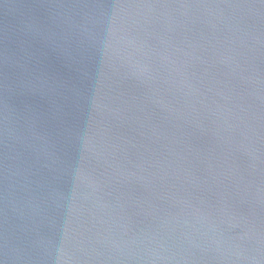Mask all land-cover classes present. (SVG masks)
Listing matches in <instances>:
<instances>
[{
	"label": "water",
	"instance_id": "1",
	"mask_svg": "<svg viewBox=\"0 0 264 264\" xmlns=\"http://www.w3.org/2000/svg\"><path fill=\"white\" fill-rule=\"evenodd\" d=\"M0 264H264V0H0Z\"/></svg>",
	"mask_w": 264,
	"mask_h": 264
}]
</instances>
